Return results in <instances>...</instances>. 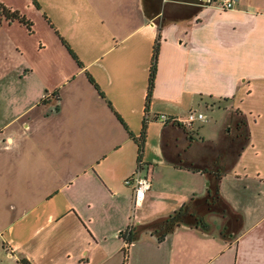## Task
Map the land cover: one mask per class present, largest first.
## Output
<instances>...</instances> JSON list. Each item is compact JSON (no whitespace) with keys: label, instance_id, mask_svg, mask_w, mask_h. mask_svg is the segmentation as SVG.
Returning a JSON list of instances; mask_svg holds the SVG:
<instances>
[{"label":"crops","instance_id":"obj_1","mask_svg":"<svg viewBox=\"0 0 264 264\" xmlns=\"http://www.w3.org/2000/svg\"><path fill=\"white\" fill-rule=\"evenodd\" d=\"M35 1L26 0V7L42 12L69 44L82 63L71 64L81 80L60 86L56 53L46 78L28 62L9 68L12 78L0 97V264H264V0H238L229 10L213 0ZM0 2L32 22L30 32L0 17V36H10L12 26L20 27L17 34L22 27L34 33L23 7ZM158 36L141 155L151 187L134 205L122 180L138 168L129 132L141 131ZM11 41L25 57V46ZM55 89L57 96L50 94ZM215 107L216 128L208 136L203 124L156 121L159 114L184 118ZM240 116L248 138L238 143L230 135ZM218 157L219 190L233 222L210 218L208 175L177 166L202 170ZM232 181L243 184L227 189ZM160 193L167 200L161 213L131 215L130 208L144 210ZM191 198L209 228L182 223L158 241L150 225ZM130 225L138 236L125 254L122 234Z\"/></svg>","mask_w":264,"mask_h":264},{"label":"rangeland","instance_id":"obj_2","mask_svg":"<svg viewBox=\"0 0 264 264\" xmlns=\"http://www.w3.org/2000/svg\"><path fill=\"white\" fill-rule=\"evenodd\" d=\"M5 1L9 4H11V3L17 4L20 7H23L27 11V13L33 17L34 23H35V30H34L33 34H28L26 32V29H24L22 27L21 31H23V32L17 34L16 31H19L20 27L12 26V27H9L7 29V30H9V33H11L10 36H8L5 33V31L0 36V79H1L0 80V97L6 96L5 89H4V83L6 80L12 78L11 72H9V68L16 66L19 61H20L19 64L24 63V62H28V63L35 65L38 68L40 76L46 78V76L48 74V72L46 70L49 68L48 58L52 54H55V53L57 54L56 58H57V63H58L55 80H57L60 83L61 87L66 85V84H70L71 86H75V84H77V82L79 80H81V77H79L78 79H75V75H76L75 70H73L71 64H73L72 62H75L78 67H82V66L79 62H77L72 57V55L69 53L67 48L64 46V44L62 43L63 39L58 34L55 35L54 30L52 31L50 26H48V24L45 23L44 18L42 17V12H38L39 10H37L35 7L31 8V6H30L31 9L27 8L26 7V5H27L26 0H5ZM31 1L32 0H29V2H31ZM31 5H32V3H31ZM11 38L16 39L19 42V45L25 46V53H26L25 57H22L19 54V52L16 51V46L11 41ZM59 48L62 50H60ZM64 48L68 51V53L70 54V56L72 58L68 55L67 51ZM55 91H57V90L55 89L53 92L51 91L50 94L53 93L54 95L57 96V93ZM63 94H65V93L63 92ZM6 110L8 111V109H6ZM218 110L219 109L217 107H215L214 109L202 108L201 111H202V113L205 114L206 119L204 121L193 122L194 123L193 127L198 128V126L200 124H203L204 129L201 131L204 133V135L208 136V135L212 134L213 130L216 128L215 120L217 119L216 113L218 112ZM195 111H197V110H195ZM0 112H5V106L1 101H0ZM144 118L147 121H149L150 120L149 113H145V111L143 112L142 123L144 121ZM238 118L239 117H237V119ZM156 121L161 122L160 120L157 119V116H156ZM161 123H163V122H161ZM237 133H240V136H241L240 138H238L239 141H237V142L241 143L242 139H243L242 129H239L237 131L233 130L230 137L233 138L235 136V134H237ZM153 141H154V139H152L149 143V144H151V147L153 146V143H154ZM206 148L209 149V146H206ZM206 153L209 154L210 153L209 150H207ZM161 170L162 169H160V167L157 168L156 176L159 179V181L162 183V180L164 178L160 177ZM108 174L111 177H113V173L111 171H109ZM204 177H206V176L204 175ZM126 178H124L122 180V185L124 186V188L131 191V187H129L125 183ZM119 181H120V178H117V177L114 178V183L118 187L120 186ZM207 182L208 181L205 180L204 185L207 186ZM242 184H243L242 182H239V183L233 182V185L227 184V189H229V187H239ZM247 195L251 196V191L241 192L239 194V196H241V199H243ZM220 196H221V194H220ZM166 201L167 200H166L165 194L160 193L151 202V204L145 208L146 209L145 213H143L145 209L139 211L138 206H134V207H132L133 209L130 208L131 215L134 213L135 214L137 213V217H142V218L144 217V219L147 217H150V216H154V215L159 214L163 211ZM219 207L224 209L225 216H223L221 213H219L216 210H212V211H210L211 213H209L210 218H213V219L217 220L218 222L220 219L223 220V218H225L224 219L225 222H226V220H227V222L228 221L233 222L234 216L232 214H230L228 208L224 204V201H223V203H220Z\"/></svg>","mask_w":264,"mask_h":264},{"label":"trees","instance_id":"obj_3","mask_svg":"<svg viewBox=\"0 0 264 264\" xmlns=\"http://www.w3.org/2000/svg\"><path fill=\"white\" fill-rule=\"evenodd\" d=\"M33 3L37 6V3L35 0H33ZM0 17L5 18L8 21H18L22 24H24L28 30L31 32V25L32 22L28 20L22 13H20L18 10H13L6 5H4L2 2H0ZM159 36L157 37V40L154 43L153 50H152V57H151V63L149 67V76H148V85L145 95V103H144V111L147 113L149 102L152 95V89L154 86V79H155V73H156V63L158 58V48H159ZM62 43L67 48L69 53L72 55V57L81 64L82 63L78 60L73 50L70 48L69 44L63 39ZM89 81L96 87V89L99 91L100 95L103 96V93L99 90L98 86L94 82L93 78L88 74ZM118 119L123 122L122 118L117 115ZM146 127H147V120L144 118V121L142 123L141 131L138 135H134L131 132H129V136L133 139V141L136 143L137 146V166H141L142 160L141 155L144 149V143L146 138ZM236 129H242L243 139L248 138L247 134V128H246V121L245 119L240 116L237 119L236 123ZM236 136L239 138L240 133H237ZM234 136L233 138H238ZM178 167H184L191 169L193 171H200L202 173H206L208 175V183L206 186V194H205V204L208 209L210 210H216L219 213H221L223 216H225V211L220 206V203H223V199L220 196V190H219V181L220 177L224 174L223 165L221 158L218 157L215 162L212 164L210 168H203L202 170H199L195 167L191 166H183V165H177ZM192 198L184 202L179 208L174 210L172 213L164 217L163 219L153 223L150 225L151 232L154 233L157 236L158 241H162L166 234L171 232L174 227L182 224V223H189L199 226L203 229L209 228V223L205 219V216L199 212H197L192 204ZM226 206V205H225ZM224 229H222V233H224ZM138 236V230L134 225H130L122 234L123 240H124V247L122 248V251L126 254V249L128 245Z\"/></svg>","mask_w":264,"mask_h":264},{"label":"built area","instance_id":"obj_4","mask_svg":"<svg viewBox=\"0 0 264 264\" xmlns=\"http://www.w3.org/2000/svg\"><path fill=\"white\" fill-rule=\"evenodd\" d=\"M237 1L238 0H213L212 5L222 10H229L236 6ZM157 119L164 124H176L188 127L195 121H204L206 117L202 112L190 110L184 118L159 114L157 115ZM125 183L132 189L134 205H137L143 200L146 191L151 187L148 176L141 173V166L125 179Z\"/></svg>","mask_w":264,"mask_h":264}]
</instances>
